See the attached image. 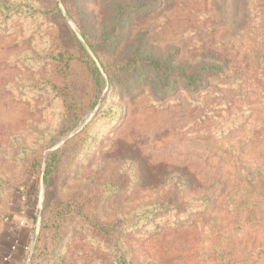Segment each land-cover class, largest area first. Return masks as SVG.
<instances>
[{"label":"rangeland","instance_id":"1","mask_svg":"<svg viewBox=\"0 0 264 264\" xmlns=\"http://www.w3.org/2000/svg\"><path fill=\"white\" fill-rule=\"evenodd\" d=\"M0 1V240L6 226L26 232L31 255L63 212L52 245L39 243L31 264H109L92 242L94 225L118 230L169 205L156 216L169 219L166 230L132 247L134 264H264V0H152L159 6L139 14L129 7L151 0ZM120 8L129 9L119 25L127 55L138 45L151 59L192 72L217 66L220 76L163 98L151 85L110 91L104 69L127 57L100 65L82 32L100 40ZM65 31L84 46L85 67L54 61ZM110 106L113 124L93 119Z\"/></svg>","mask_w":264,"mask_h":264},{"label":"trees","instance_id":"2","mask_svg":"<svg viewBox=\"0 0 264 264\" xmlns=\"http://www.w3.org/2000/svg\"><path fill=\"white\" fill-rule=\"evenodd\" d=\"M0 2L4 3L2 1ZM141 5V7L133 5L132 7H129V9H136L138 10L137 12L139 14L142 7L145 9L152 8L154 5H157L156 7L159 6L155 1L152 0L149 3H147V1L145 3H141ZM21 7L22 9H25L28 16L33 15V11L28 6L24 5ZM18 9V6L9 8V17L4 16L5 18L3 19H12L13 16L18 14V12H16ZM129 9H118V11L112 15V22L108 29L100 37V40H97L94 43H92L93 41H89V36L86 35L85 31L82 32V36L84 37L88 48H90V50L93 52L96 60L100 62V65L103 66V61L107 60L108 56L123 55L124 57H127L124 61H122V65L115 67L114 70L108 71L104 69L108 85L110 86V91H115V89L120 90L121 88L123 91H127L136 87L151 85L154 93L159 96V98H163L164 96L175 93L177 90L194 91L199 88H203L206 85L207 79L220 76V68L217 66L200 65L192 72L188 71L184 66H182L181 63L176 62L175 59L174 63L168 57L161 60L155 58L151 59V57L138 45H133V47L129 49L127 55L126 50L124 51L126 46L124 48L122 46L120 47V43L122 41L120 35L121 32H123L120 26H122L123 22H125L122 20L125 13ZM61 22L64 23V21ZM75 23L78 25L77 21H75ZM66 32L67 31H65L63 43L61 41L62 44L60 45V48L62 47V50L64 51H60L58 54L59 57H55L54 61L56 63H62V66L66 68L70 63H74L76 66L80 65L81 67H85L81 62L83 61L84 57L88 59L84 46L76 41L77 39L72 32H69V34ZM72 36L75 40L74 43L70 42L69 39V37ZM75 50L78 53V57L73 55L72 51ZM90 72V77L94 79L93 83L97 84L98 86L95 91L96 93L100 92L99 90L102 86L99 79V70L93 67V69H90ZM85 83H87V81ZM231 88L238 89V85L230 84V86H226V89ZM113 109L114 108L110 106L107 110L100 111L98 114H96L93 119L103 122L105 121L106 123L110 122L113 124ZM116 115L117 114L115 112V116ZM106 117L109 118L107 119ZM215 118L219 119L220 117ZM78 122H80L79 116L77 119L72 121L70 128L74 127ZM232 124L234 125L235 123ZM64 126L65 124L61 127V129H58V134L65 130ZM64 147L51 156V160L46 167L43 179L46 186L49 184V180L53 177H51V175L54 172L59 171L60 163L66 156L64 153ZM66 161H68V159L65 160V162ZM54 205L55 204L45 205L48 209V212H50L51 207ZM167 209H169V205H165L161 208L158 207L151 208L149 210H141L142 213L140 217H136L134 221H125L123 226H120L118 230H116L117 225L111 227H100L96 224L93 227L96 234L92 238V242L95 243L99 250L103 252L104 257L108 260L109 264H134L135 252L133 251L132 247L135 246L137 241L144 243L145 241H149L160 236L163 231L166 230V223L168 224L169 219H163V217L156 216L161 211L165 212ZM64 218L63 212H60L53 219L54 221L58 220L57 222L51 224L47 223L45 225L44 230H41L44 231V233L41 232L38 236L36 244L34 247H32L33 249L31 250V255H24L22 259L23 263L26 262L28 256H31L29 264L32 263L35 255L37 254L39 243H42L45 250L48 246L52 245L53 240L56 238L55 235L58 234L59 230L61 229ZM5 229V232L9 234V236L6 234L4 240H0V246L3 245V242H21L22 237L26 236V232H19V230L8 226H6ZM23 230L26 231L25 229ZM99 236H101L102 239H98ZM40 250L41 249H39V251Z\"/></svg>","mask_w":264,"mask_h":264},{"label":"crops","instance_id":"3","mask_svg":"<svg viewBox=\"0 0 264 264\" xmlns=\"http://www.w3.org/2000/svg\"><path fill=\"white\" fill-rule=\"evenodd\" d=\"M26 246L19 241L11 243L3 242L0 246V264H22V259L26 253Z\"/></svg>","mask_w":264,"mask_h":264}]
</instances>
